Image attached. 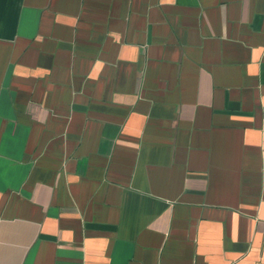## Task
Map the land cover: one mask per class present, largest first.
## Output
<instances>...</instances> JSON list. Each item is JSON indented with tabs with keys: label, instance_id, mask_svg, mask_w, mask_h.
I'll use <instances>...</instances> for the list:
<instances>
[{
	"label": "crops",
	"instance_id": "1",
	"mask_svg": "<svg viewBox=\"0 0 264 264\" xmlns=\"http://www.w3.org/2000/svg\"><path fill=\"white\" fill-rule=\"evenodd\" d=\"M0 264H264V0H0Z\"/></svg>",
	"mask_w": 264,
	"mask_h": 264
}]
</instances>
